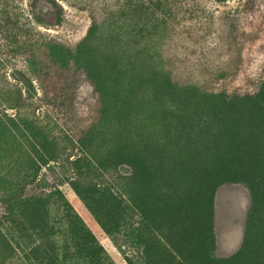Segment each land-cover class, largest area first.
Masks as SVG:
<instances>
[{
	"label": "trees",
	"instance_id": "trees-1",
	"mask_svg": "<svg viewBox=\"0 0 264 264\" xmlns=\"http://www.w3.org/2000/svg\"><path fill=\"white\" fill-rule=\"evenodd\" d=\"M62 1L31 0L25 5V0H0V125L41 127L34 111L26 109L36 92L34 83L39 82L34 77L43 48L51 56H61L63 65H68L96 35L108 33V38L113 39V34L121 37L131 34L134 28L142 39L150 40L156 26L166 24L171 17L169 0H99L92 6L85 36L71 48L44 32L43 27L52 20L60 21ZM65 1L81 7L90 3ZM128 48L126 45L123 49ZM115 65L102 60L97 67L112 73ZM136 66L152 75L148 62ZM232 96L231 99L220 95L219 110L234 109L229 122L223 123L224 129L215 123L201 125V138L178 141L175 134L174 141L171 136H163L162 140L152 142L137 134V127L129 124L130 112L125 110L102 152L84 138L72 144V148H77L76 154L62 159L71 172L68 184L101 228L107 234L118 233L125 243L133 245L143 264H264V143L261 154H250L245 144L252 137L253 112L254 116L264 118V92L259 89ZM8 110L15 112L9 114ZM46 129L38 128L41 132ZM219 136L226 150L233 151L232 160L227 161L224 169L208 164L205 154L209 146H220ZM44 143L45 137L39 144L41 149ZM6 151L0 146V192L7 213L0 217V264L16 259L18 253L4 227L14 207L12 197L5 195L19 192L20 182L23 189L37 187L41 170L37 155L21 154L9 161ZM41 155L49 162L61 159L53 153ZM225 182L245 183L251 207L241 248L232 257L216 259L213 198L217 187ZM15 203L20 207L23 222L18 220L14 225L21 230L26 222L28 232H21L29 233L35 242L26 251L17 248L21 254L15 264H25L27 260L38 264H113L58 189L22 193ZM51 203L61 208V215H50Z\"/></svg>",
	"mask_w": 264,
	"mask_h": 264
},
{
	"label": "rangeland",
	"instance_id": "rangeland-1",
	"mask_svg": "<svg viewBox=\"0 0 264 264\" xmlns=\"http://www.w3.org/2000/svg\"><path fill=\"white\" fill-rule=\"evenodd\" d=\"M98 1L88 0L90 3L84 7L65 0L60 2V21L46 23L44 32L73 48L85 36L92 6ZM30 2L25 0L24 4ZM169 2L171 17L166 24L156 26L150 40L142 39L134 28L131 34L121 37L113 34V39L108 38V33L96 35L68 65H63L58 54L51 56L46 48L41 50L39 70L34 77L39 82L34 83L36 92L26 111H34L38 125L47 127L42 130L45 134L38 130L41 127L21 123L0 125V146L6 148L9 161L33 153L41 164L37 187L30 185L23 189L20 182L19 192L5 195L12 197L14 207L4 227L9 242L18 252L17 258L8 259L7 264H15L20 258L18 247L26 251L35 243L29 233H22L28 232L26 222L22 232L14 225L22 220L19 202H15L22 193L56 189L113 264H143L133 245L125 243L118 233L107 234L101 228L68 184L71 172L62 159L77 153L72 144L85 138L102 152L125 110L130 112L129 124L137 127V134L152 142L162 140L163 136H171L173 141L176 136L178 141L201 138V125L215 123L224 129L223 123L229 122L234 109L224 107L220 111V95L232 99L235 93L251 94L259 89L264 92V0ZM126 45L127 50L123 49ZM102 60L116 63L112 73L97 67ZM141 62L150 64L153 76L139 70L136 65ZM242 109L248 112L247 108ZM252 117V137L245 144L250 154H261L264 118L254 116V112ZM44 137L41 149L39 144ZM219 139L220 146H209L205 154L208 164L224 169L227 161L232 160L233 151H227L221 136ZM43 152L57 154L61 159L49 162L41 155ZM1 194L0 217H5L6 205ZM250 207L251 195L245 183L225 182L217 187L212 208L214 258L227 259L241 248ZM49 212L51 216L61 215V208L51 203ZM25 264L38 263L27 260Z\"/></svg>",
	"mask_w": 264,
	"mask_h": 264
}]
</instances>
